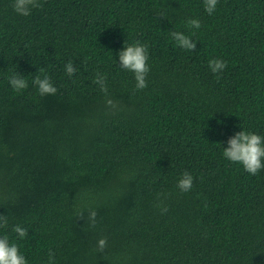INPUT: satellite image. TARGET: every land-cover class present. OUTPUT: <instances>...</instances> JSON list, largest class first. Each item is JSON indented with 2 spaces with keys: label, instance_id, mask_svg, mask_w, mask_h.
<instances>
[{
  "label": "trees",
  "instance_id": "16d2710c",
  "mask_svg": "<svg viewBox=\"0 0 264 264\" xmlns=\"http://www.w3.org/2000/svg\"><path fill=\"white\" fill-rule=\"evenodd\" d=\"M40 3L25 17L0 0V235L28 264H48L49 250L54 264H264V168L223 156L238 131L264 137V0H218L211 15L204 0ZM136 41L148 46L144 89L119 66ZM213 58L227 62L218 74ZM45 73L55 95L32 83Z\"/></svg>",
  "mask_w": 264,
  "mask_h": 264
},
{
  "label": "clouds",
  "instance_id": "9594fccd",
  "mask_svg": "<svg viewBox=\"0 0 264 264\" xmlns=\"http://www.w3.org/2000/svg\"><path fill=\"white\" fill-rule=\"evenodd\" d=\"M218 5V0H204V9L211 15L214 13ZM42 5L40 0H13V9L16 13L22 16H29L33 9L40 8ZM188 26L194 29H199L201 23L198 19H190ZM172 38L175 40L177 46L190 51H195L196 40H193L191 36L185 35L180 31H173L171 33ZM119 66L127 71H130L134 75L137 89H144L148 86L147 75L150 71V67L147 63L149 59L148 46L136 41L131 44H124L122 50L118 53ZM209 68L213 73L222 72L227 62L213 58L208 62ZM65 69L68 75H73L76 72V68L73 63L69 61L65 65ZM44 70L41 69V72ZM9 83L12 88L19 92L28 87V82L19 75H12L9 78ZM32 83L38 88L41 96L55 95L57 88L54 86L51 78L45 73L43 78L36 76ZM95 83L99 85L100 90L105 94L106 103L112 105L113 101L108 97V88L106 85V77L100 73H97ZM227 147H223V156L231 162L241 164L243 168L250 174L256 175L262 168H264V137L252 132V131H238L227 141ZM178 188L182 192H188L193 187V176L185 171L178 181ZM167 209H164L166 211ZM80 217L83 218L81 212ZM97 212L95 210L89 211V220L92 225H95ZM8 220L6 216L0 215V228H6ZM19 237L24 238L28 235V230L20 225H15L12 229ZM107 246V238H100L97 242L99 251H103ZM55 254L49 250L48 264H54ZM0 264H28L24 255L21 254L18 244L10 243L8 235H0Z\"/></svg>",
  "mask_w": 264,
  "mask_h": 264
}]
</instances>
